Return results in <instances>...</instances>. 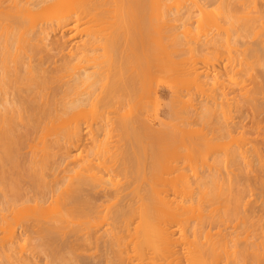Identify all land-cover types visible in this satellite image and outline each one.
Returning a JSON list of instances; mask_svg holds the SVG:
<instances>
[{"label":"bare ground","instance_id":"bare-ground-1","mask_svg":"<svg viewBox=\"0 0 264 264\" xmlns=\"http://www.w3.org/2000/svg\"><path fill=\"white\" fill-rule=\"evenodd\" d=\"M5 1L6 0H0V5L2 3L4 4ZM12 1L9 4V6L6 5V6H4V8L0 6V174H1V176H0V188H1L0 194L3 193L1 195L4 197V200L2 199V200H0V202L5 201L4 203H1V204L5 205L6 208H9L12 205V203L14 205V202H17V201H18V203L20 202V204H21V200L25 202L24 205H26L27 202H32V203L34 202V204L37 205V204H41V203L44 204L43 202H45L46 199H48L49 202L48 201L47 202L50 204V202H53V199H51V198L55 197V199H56L57 196H55V195L57 194V191L59 190V189H57L58 183L64 178L61 176L62 179L59 180L58 177H57V179L55 177L54 179L57 180L58 182L51 180L54 184H51L49 182L48 183L45 182V183H47V185H44V186H43L44 181L43 182L40 181L42 183V186L39 185L38 182L35 181L36 176L37 177L39 176V174L37 175V172H36L38 170L39 166L41 168L43 167V171H45V170L48 171L49 170L48 168H50V166H52V169H53V167H55V165L57 166L59 159L56 158L58 160L52 161L53 163L49 166L46 165V163L49 164L48 163L49 161L45 162V160H43L44 162L41 160L42 162H39V163H37V161H32V160H31L32 163L30 162V160L28 162L27 161L28 159L22 158L23 156H21L20 153L17 152V151L21 152V150L24 147V143H25L24 141L25 140H26L25 144L27 146L29 145V143L27 144V140H29V139H26V138H28L29 136L31 138V135L33 136L34 134L35 135L37 134L36 131L38 129L39 130L37 132H39L40 129H42L43 131H40L42 133H40V132L38 133V134H40V137L38 136L39 137L38 143H41L40 144L41 146L37 143L39 146H38V148H36L37 144H36V142H33L34 144L31 143V145L29 147H30V149H32L34 147L35 150L34 149L30 150L29 147H28V149H29V151H36V149H38L37 151H54V150L60 151L59 158H61L60 160H63V162L60 161L58 163V165L60 166V163L64 164V162H66V163L69 162V161L68 162L65 161L68 159V155H69L68 153L70 152L69 148L72 146H77L78 143L81 141L79 127L74 128V129L70 128L73 130H71V133L68 132V131H70V129H68L65 126L66 125L65 123L68 122L67 118L69 120L70 118L74 119V118L81 117L83 115V112H84V106H86V105L93 106V105H96L98 102H101V101L105 102V100H106V104H107L108 101L111 99H113V100L118 99L121 102L122 101L123 102H126V101L130 102V99H132V98H133L132 100H135L137 98L139 99V98H142L144 96V93H142L143 91L140 90L141 88L137 87V89H136V87H135L136 83L131 78V76L134 77L133 75L135 74V71L133 72L132 75H131V72H129V71L134 69L132 66L134 61L138 60L136 58L137 56L135 57V59H132V58H134L133 53H135V50L137 51L136 47L139 45V47H141L140 49H142V48L146 47L145 46L146 40L148 41V39H150V37L154 38L152 35L148 36L149 34L147 35V33L145 32V28H143L148 23L147 21H144V20H143L144 22L141 21L142 19H144L143 18L144 15L141 16L139 14V17L141 16L142 19H139L140 22L139 21L136 22L138 24V27L140 26L141 29L143 28L142 29L143 31L141 30V32H140L139 29L137 31V32H139L138 34L141 36V40H140L139 44H137V46H136V44H134V45L132 44V42H131L132 37L130 36L131 35L130 32H132V31H129L130 27L131 28L132 27L136 28V27L132 26L133 22L132 23L130 22L131 26L129 25L128 26L129 28H127V22H125L124 24H126V25L124 26V28L119 29V30L117 29V27H115L116 26V24H115L113 29L115 31V28H116L119 32H113L112 31V34L114 33V36H112V38H109V41L107 38L105 41L106 43L105 42L103 43L102 40L99 41L97 39V37H99V36L96 37V35H95L94 37H96V39H94L93 36H91L93 38L92 39L89 35V37H87L88 39L82 41L81 43L80 42H78V43L72 42L73 44L72 43L70 44V48H72V49H68V51H65L66 48L64 46H65L66 42L71 40L70 38H72V36L74 35V34H70L73 31L74 27H76L74 24L76 22H79L83 18L85 19L86 17H87L86 18L87 21H91V22L98 21L99 19L104 17V15L106 16V14H108L109 11L111 13L114 12L113 15H116V11H114V10H118L117 12L119 13L117 20H119L121 18L120 16H121V11H122L124 21H125V18L127 17L126 16L127 12L129 13V11L131 12L133 9H136V10L140 9V10H137L138 13L142 12L144 10H145L144 12H146V9L148 10V8H150V9L153 8L151 10H154V8H155L154 11L161 10V12H163V13L166 12V14L164 13L165 18L164 17L162 18L161 12L157 11L158 14L160 13L159 16H161L160 21H163V19H165L164 21H167L168 19H166V18L169 15V13L167 14V12H169L172 7H174L175 9L177 8V2H175V0H33V1H35L34 3H33V1H32V3L30 1V4L33 7H38L42 4H47L51 8L52 7L56 8V15H55V18L53 19L54 22L52 20H50V23H47V22L42 21V19L39 16V12L36 11L34 13H31L30 10L28 11V9H26L27 8V7H25L26 5L24 7L20 6L19 4L21 3L20 2L21 0L20 1L12 0ZM24 1L26 3L28 2V0L27 1L24 0ZM222 1H218V3L222 2ZM237 1H239V0H237ZM7 2H8V0H7ZM7 2H5V4ZM173 2H174L175 6H172ZM224 2L227 3V1H224ZM252 2H253V0H252ZM201 3H202V0H201ZM201 3L198 0H191V1H189V4H187V5H188V7H194L196 9V7H198L199 5L202 7L205 6L206 2L202 3V4ZM228 3H229V1H228ZM246 3H248V2L246 1ZM224 4L225 3H223V6H225V9L223 10V13L220 12L221 14H219V12H217L219 14V17H221V18H218L219 19L218 21H222V20L223 21H230L234 17V15H232L234 9H233V11L231 9V8H233V6L229 5V7H227L226 4L225 5ZM248 4H250V3H248ZM207 5H209V4H207ZM246 5H244V6H246ZM106 6L107 7L110 6L111 7L110 10L107 9ZM219 6H220L219 8L221 9L222 6L221 5H219ZM101 7H103V8H101ZM104 7L106 9H104ZM188 7H185V12L190 9L184 15L186 17V19H187V17H188V19H190L192 17V15H191L192 12H190L192 9L188 8ZM199 8H201V7H199ZM254 8L256 9V7H254ZM100 9L103 11L100 12L99 11ZM53 10H55V9H53ZM253 11L257 12L254 9H253ZM53 12H55V11H53ZM185 12H183V13H185ZM259 12H257V13H259ZM27 13H31V14H27ZM124 13H125V15H124ZM26 14H27V16L23 17V15H26ZM134 14H136L135 10H134ZM249 14H251V13L249 12ZM259 14L262 16L261 12ZM176 15L174 17H176ZM188 15L191 17L189 18ZM236 15H239V14H236ZM260 15L255 14L254 16L253 15L252 16H253V18H255L256 16H258V18H259ZM130 16L132 18L133 17L136 18L135 16H132V14H130ZM180 16H182V14ZM52 17H53V15H52ZM217 17H218V15H217ZM113 18H114V16H113ZM250 18L251 17H249V19H247V21L249 20V22H250ZM258 18L255 21H258L259 20ZM133 19H130V20H133ZM239 19H240V17H239ZM130 20H127V21H130ZM176 20H177V18H175V21ZM233 20H236V23L240 22V20H239V22H237L236 16H235V19L233 18ZM260 20H261V18H260ZM261 21H263V20H261ZM141 22H142V26L140 24ZM119 23H120V21H119ZM144 23H146V24H144ZM161 23H163V22H161ZM211 23H213V22H211ZM216 23L217 22H214V25ZM248 23L246 22L245 25L246 24L248 25ZM124 24L122 23V25H124ZM137 24H135V25H137ZM70 25H72V26H70ZM122 25H118V28ZM212 26L213 25L211 24V27ZM146 28H148V27H146ZM127 29H129L128 31L130 34L126 31ZM135 30H137V28ZM170 30H172V26H171ZM237 30H240V29H237ZM263 30L264 29H262V31ZM124 31L127 33H124ZM147 31H149V30H147ZM167 31H169V29ZM68 32H69V36L67 35ZM234 32H236V31H234ZM237 32H238V34L239 33L242 34L239 31H237ZM48 34L49 35L51 34L54 39L52 38L53 44H51L53 46H51L50 44L47 46H48V48L54 47L55 48L54 50H57V53H55V54L59 55V56H57L58 59L54 58V56H53L54 51L53 52L51 51L53 49L50 48V53H48L49 50H48L47 46L44 44L45 42L44 43L41 42L43 44L40 43L41 39H39V38H44V36H47ZM133 34L134 33H132V36H133ZM135 34H136V32H135ZM228 34L229 33H227V35ZM235 34L233 33V35H235ZM238 34L235 35L237 38L233 37L234 40H235V38L238 39V36L240 35V34L239 35ZM41 35H44V36L41 37ZM222 35L224 36V34H221L220 36L222 37ZM56 36L57 37L59 36V37L57 38ZM65 36H67V39L63 40L62 38ZM129 36L131 37V39ZM170 36H172V35H170ZM174 36H176V35H174ZM220 36L219 37L217 36L218 38L216 37L214 39V35H213L214 42H217L218 39L220 38ZM244 36H245V34H244ZM167 37H169V36H167ZM176 37H174V40L171 38L172 39L171 41L172 42L175 41V39H177ZM228 37H229V39H231L230 35H228L227 38ZM105 38L103 37V41ZM137 38H134L135 42L139 41V40H135ZM240 38H241V36H240ZM99 39H101V38L99 37ZM96 40L99 42L96 43ZM220 40L221 39H219V41ZM242 40H244V37ZM134 41H133V43H134ZM208 41L210 42V40H208ZM221 41H223V40H221ZM226 41H227V39H226ZM100 42H102V43H100ZM148 42L146 43V45L148 44ZM175 42L177 43V40ZM263 42H264V40H263ZM96 44L100 45V47L97 45L99 47V49L101 48V50L102 49L105 50V53H104V56L106 55L105 57H103V55L101 56V54H100V57L105 58V60L99 58V56L96 55V57H98L99 60L100 59L103 60V61L100 60L101 62H99L97 60L98 58L94 57L95 54H93L95 50H98V49H96L97 46L95 48H93V46ZM101 44H105V45H101ZM173 44H174V42H173ZM226 44L228 45V43H226ZM43 45H44V47L46 46L47 50L43 47ZM40 46L42 47V50L43 49H44V51L46 50V52L49 55L45 54L46 52H44V54H45L44 56H43V54H40V50H41ZM171 46L173 47L174 45H171ZM176 46H177V44H176ZM257 46H258V44L256 45V47ZM248 48H249V46L246 47V51L248 50ZM251 48H253V47H251ZM249 50H251V49L249 48ZM145 51H146V49H145ZM145 51L143 52L144 54L146 53ZM137 52H139V51H137ZM248 52H247V55L249 54ZM244 53L246 55V52H244ZM251 53L253 54L255 52H251ZM39 54H40V56H38ZM102 54H103V52H102ZM141 54L142 53H140V55ZM241 54H242V52H241ZM255 55L253 54V56H255ZM35 57H38V58L35 59ZM51 57L55 61L53 59H51ZM255 57H257V56H255ZM146 58H148V57L146 56L145 59ZM246 59H245V61H246ZM257 59L258 58H256V62L257 61L259 62V60H257ZM141 61H142V59H141ZM143 61H144V58H143ZM147 62L149 63V61H147ZM140 63H139V65H140ZM152 64H155V63H152ZM134 65H135V63H134ZM139 65L137 64V66H139ZM154 67L158 68L159 66H154ZM141 68H142L141 71H146L143 69L142 65H141ZM241 70H244V69H241ZM247 70L248 69H246L245 71L248 75ZM238 72H240V71H238ZM250 72H252V71H250ZM256 72L254 73V75L256 74ZM111 73H113V75ZM114 73L123 76V78L125 76L124 80L122 79L123 80L122 83H120L121 82L120 81L119 82L120 84H117L118 82L117 83L115 82L116 84H114V81L112 83L111 80L109 82V78L114 76ZM243 73H245V72H243ZM109 74H111V77L109 76ZM191 74H192V77L190 80L191 83L193 85H195V87H198L199 82H200L199 81L200 80L199 79L200 73L197 72V69H196V71L194 70L193 72H191ZM240 74H242V73L241 72L238 73L239 76H245L246 75V74H244V75H240ZM118 75L116 77H118V79H119ZM138 75H139V73H138ZM256 76L257 75H255V78H258V76L257 77ZM263 76H264V73H263ZM263 76H261V79L264 78ZM103 77H105V79H103ZM135 77H136V75H135ZM251 77L253 78L254 76H251ZM259 78H260V76H259ZM134 80H135V78H134ZM252 81L253 80H251L250 82L252 83ZM259 81H260V79H259ZM259 81H258V83H259ZM262 81H263V79H262ZM100 82H101V86H100V88H97V85L99 87L98 83H100ZM137 82H139V81H137ZM102 83H104V84H102ZM133 83H135V84H133ZM259 84H261V83H259ZM262 84L261 85L263 87L257 84L259 87L256 89H259L261 87L264 90V82H262ZM137 85H138V83H137ZM249 90H251V89H249ZM249 90H247L245 97L242 96L244 94H242V95L240 94L241 96H239L240 98L242 97L243 101L248 103V104H250L252 102L251 98H253L252 95L254 93L257 94L259 91L261 92V90H259L258 92L255 91L252 93V90L251 91H249ZM253 90H255V89L253 88ZM249 92L252 95H250ZM257 95H255V96H257ZM249 96H251V97H249ZM245 99H246V101H245ZM249 99L251 102L249 101ZM247 100H248V102H247ZM110 102H112V100ZM85 103H87V104L85 105ZM241 103H243V102L241 101ZM120 105L122 106V104H120ZM243 105H245V104H243ZM242 106L240 108H242ZM250 106H251V104H250ZM238 108H239V106H238ZM255 114H256V112H255ZM127 115L129 116L130 113H127ZM127 115H121L122 119L123 118L126 119V121L125 120H123V122L121 121L123 124H126V122L128 120H130L131 115L128 117L129 119L127 118ZM258 115H259V113H258ZM258 115L256 114V116H258ZM246 116H248V115H246ZM114 117H116V116H114ZM136 117L137 116H135L133 118V116H131V118L134 120H132V119L130 120V121H134L135 123L130 122V121H128V123H127L128 125L130 124L132 127L130 125L128 126L127 124H126L127 126L124 125V127L123 126L120 127V129H123L121 131H122L125 139L128 138V140H129V141L127 140L128 141L127 146L129 144L130 145L128 146L129 148L126 150V151H128V154L127 153H126V155H125V153H124V155L122 154L123 156L120 157V159H119L118 157L122 153L121 151H119L120 155L119 154H117L119 156L114 155V157H113L114 161L113 162H112L113 159L112 160L108 159L109 163H105V162L102 163L103 165L105 164L104 165L105 167H103L102 165H101L102 167L100 166L101 167L100 169L102 171H105L106 169H107L106 171H108L110 169L112 172H109V171L108 172L113 173V172H115L114 171L115 168H118L119 165L120 166L122 165L123 169H125V170L128 168L126 170L127 172L129 169H131V171L135 170L137 172L138 168H139V171H141V169L144 166H146L147 168L149 167V169L153 166L155 168V165L158 164L159 160L164 156L163 154L161 155L162 152L156 153L157 151L155 152L153 147L149 146L148 149L145 148L146 146L143 144V141L141 138L144 137V139L147 140V141L145 140L146 142H148V143L152 142V144H155V142L152 141V138L153 139H154V137L158 138L159 136H155V135H157V133L153 132V130H152V132H151L152 134H151L150 131L147 129L149 131V133L146 132V133H144V135H143L142 131H140V132L138 130L135 131L136 129H135V126L133 127V125L137 124V122H139V120H136ZM251 117H252V119H255V117L253 115H251L250 118ZM241 118H242V116H241ZM245 118H243V120H240V122L242 121V124L244 123V121H246ZM250 118H246V119L249 120ZM117 119L120 122V119L119 118H117ZM137 119H138V117H137ZM249 121H251V120H249ZM246 122H248V121H246ZM255 122H257V120H255ZM255 122L254 123L252 122V123L255 125ZM122 123H121V125H123ZM224 124H225L224 130H226V131L227 130L231 131L233 128L234 129L237 128L236 124H235L236 125L235 127H232L234 125L233 123H231L232 124L231 125L228 122H226V123L224 122ZM248 124L250 125V123H247L246 126H243L241 124L239 125V123H238V128H237L238 130L237 129L236 130L239 131V134L243 132L242 129H244L245 127L249 128ZM76 126L77 125H74V127H76ZM124 128L127 132L124 131ZM248 128H247V130H248ZM229 129H231V130H229ZM234 129H233V131H234ZM240 129L242 132L240 131ZM125 132L128 134V136L127 135L125 136V134H126ZM140 133H142V134H140ZM243 133H246V132H243ZM243 133H242V135H244ZM41 134H43V136H41ZM151 135H153L154 137H152ZM38 137H37V139H38ZM41 137H42V139H41ZM157 138H155V139H157ZM37 139H35V140L37 141ZM159 139H160V137H159ZM40 140H42V141H40ZM263 141H264V139H263ZM263 141H260L259 143H254L253 141H252L253 143H249V141L248 142L246 141L247 143L243 142L242 143L243 148H242V146H239L242 144H239V145L237 144V146L240 148V151L244 152L246 150V149L243 150L244 148H246L245 144L249 143L247 145L248 149H247V151H245V153L248 155L246 157H244L245 153H243L244 155H242V156L240 154L242 160H244V158L246 160H248L247 165H246L247 162L245 160H244L245 162L242 161L243 166L240 164L241 169L239 171H240V174L242 176L241 179H243L244 182L242 181V183H241L240 182L241 179H240L239 180L240 183L237 182L235 186L231 185L232 182L231 183L229 182V185L227 187L225 184V187H224L225 190H223V188H221V190H219L220 193L218 192V194H217L218 195L217 197L219 199L218 198L216 199V197H215V201H212V199H211L212 202L210 200L208 201V197L206 199L203 198L202 201H200L201 199H199V200H196L195 202H193V200H190V199L189 200L188 199H185V200L184 199H181V200L176 199L175 200V199L168 198V196H170V195L174 196V198H175L177 196V190L178 191L180 190V192L183 194L187 193L188 195H191V189H190L191 185H189V183H187V181L183 180L184 177L182 178L181 183L179 184V187H177V151H169L170 153L169 152H167V153H168V155H171L172 159H174L175 164L171 165V167H170L171 170H170V172H168V174L169 173H171V174L165 178L166 183H163V187L166 188V189H164V188L162 189V190H164V193H163L164 196L163 197L160 194L161 189L159 191L157 190L158 192H156L155 188H153L155 186H153L150 182H149V185H147L148 184L147 183L146 186H143V187L138 185L137 183H135L136 185L134 187H132L134 184L129 182L130 180L129 181L125 180V182L127 181L128 185H130V184L132 185V186L130 185V187H132V191H130L131 190L130 189L129 190L130 192L129 191L127 192L126 190L129 189L127 183H124L123 185L117 184L116 186H118L119 188L116 186H113V185H108V187L113 186L112 187L113 189H111L110 187L108 188L105 184L102 185V183L106 182L107 180L104 181V178L97 176L96 174L95 175L98 178L95 177L93 179H85V178L83 179L82 178L83 176H81L79 178L80 175L78 174L79 176H76L78 178L74 177V179H76L75 181H73L74 183H71V181H70V183H71L70 186L67 185V187L65 186L66 188L64 187L65 188L64 191H66V193L69 191L67 193L68 196L66 194V198H65L66 201L62 200L64 203L65 202L67 203V204H64V206L66 205L65 209H64V207H62L65 212L64 211L63 212L61 211L62 213L56 212L57 214L52 216V217H49V215H48L49 218L46 217L48 219V220L46 219V221L44 219L45 218V216H44V218H43L44 221L43 220L39 221L40 220L39 217H41L42 215L39 216L40 215L39 214L38 215L39 217L38 218L36 217L38 214L37 211H39L36 205H35L36 206V208H35L34 204H32V203L30 205L27 204L28 206H30V207L27 206V209L24 208L22 205L21 209L23 207V210H25V212H26L25 217L27 216L26 218H31V220H33V223H32L33 225L30 224L29 226H34L33 230H34V228H36L37 232L42 233V234L38 233L39 234L38 242L40 240V236L43 235V233H44V235L46 234V236H43L42 237L43 239H41V240H43V242H41V240H40V244L42 243L41 245L45 248V249H43V251L46 250V252H44L45 255L48 256V258L49 257L52 259L55 258V260L60 259L59 262L60 261L62 262L65 259L66 262L64 264H66L69 261H71L69 264H87L88 262H90L91 259H92V261H93V259H96L97 258L96 255H101L100 254L101 252L104 255V256H101V257H103L102 258L103 262L101 264H129V263L131 264V262L134 260L138 262L137 264H264V201L261 200L262 196L261 197L259 196L260 191L264 190V173H263L264 170L260 169V166L262 167L263 164L262 165L258 164V163H261L260 160L261 161L263 160L262 159L263 157L261 158V156L263 154L260 155V151H264V144H263L264 142ZM22 144H23V146H22ZM34 145H36V146H34ZM131 145H132V147H131L132 152L129 151V150H131L130 149ZM21 146H22V149L20 148ZM127 146H126V148H127ZM152 150H154V151H152ZM236 150H239V149L236 148ZM137 151H142V153L141 152L139 153ZM249 151L252 152V154H251L252 156L249 154L250 153ZM163 153H165V151H163ZM21 154H22V152H21ZM44 154L45 153H42V155H44ZM228 154H230V153L228 152ZM232 155H236V153H234ZM248 156H249V159L247 158ZM20 157H21V159H19ZM52 157H54V156L52 155ZM115 157L118 159H115ZM40 158L42 159V157H40ZM69 158H70V156H69ZM109 158H112V157H109ZM230 158L229 159L232 160L231 156H230ZM35 159H36V157H35ZM250 160H251V162H253V165H256V164L259 165V168H258L259 171H257V167H255L253 169L254 166H252L253 171L250 169L252 172H254V175L257 172H261V174H263V175H259L260 174L259 173V174H256V176L259 175L257 177L255 176L256 178L253 176V173L249 170V168L251 167L250 165H252ZM20 161H21V163H19ZM22 161H23V165L20 166V164H22ZM39 161H40V159H39ZM110 161L112 162L111 164H110ZM24 162L29 163V164L25 163L26 165L24 166ZM33 162H35V164H33ZM106 162H108V161H106ZM144 162L146 165L144 164ZM30 163H31L30 168H32V170L27 169L29 167ZM40 163H42V164H40ZM23 166L27 167V168H24ZM35 166H38V168H36ZM80 166H83V165L80 164ZM58 167H56V168L58 169ZM67 167H70V165L68 166V164H67ZM10 168H12V170ZM52 169H50V170L53 171ZM69 169H71V167ZM81 169H79V170H81ZM120 169H121V167H120ZM143 169H146V168H143ZM143 169H142V171H143ZM165 169L166 168L164 167L162 171L167 172ZM10 170H11V174H12V171L14 172L13 173V175L15 174L14 177H11L12 175L10 174ZM64 170H66V169H64ZM254 170L257 172H255ZM23 171H25V172L27 171V173H28V174L26 173L27 176H26L25 172L23 173ZM29 171H32V173ZM86 171H88V170H86ZM154 171H155V169H154ZM248 171H250L252 174H249ZM67 172H68V168H67ZM98 172H100V170ZM116 172H117V169H116ZM102 173H105V172H102ZM129 173H130V171H129ZM63 174L65 175V173H63ZM139 174H140V172L137 174L138 176L136 174H133L134 176L136 175L135 180L139 176L143 177L142 174L141 175H139ZM151 174H153V172ZM155 174H156V172H155ZM23 175H24V177H22ZM29 175H30V178H29ZM81 175H83V174H81ZM133 175H131V176L133 177ZM148 175L150 176V172L148 173ZM236 175L238 176V174H235V176ZM230 176H232V175L230 174ZM26 177H27V181L29 180L30 183H28L26 181L28 183L27 185L29 187L24 188V185L21 186L20 184L23 183V180L24 181L26 180L25 179ZM234 177H233V180L235 179ZM72 178H73V176H72ZM72 178H71V180H74ZM157 178L161 180V176H159ZM38 179L41 180L42 176H41V178H38ZM250 180H251V182L253 181V184L255 183L254 184L255 186L250 182ZM19 181H20V184H19ZM133 181H134V179H133ZM211 181H212V179H211ZM235 181H236V179H235ZM237 181H238V179H237ZM33 182L35 184H33ZM146 182H147V179H146ZM201 182L204 184V181H201ZM205 182H206V180H205ZM212 182H215V181H212ZM61 183H62V181H61ZM63 183L66 184V182H64V181H63ZM107 183H109V182H107ZM144 183H145V181L142 182L143 185H144ZM226 183H228V182H226ZM56 184H57V187H56ZM220 184H221V186L224 185L223 183H220ZM27 185H25V186H27ZM125 185L128 188L125 190L128 194H126L125 191H123V194H122V190L120 189L121 186L123 189V186H125ZM211 185H213V184L211 183ZM262 185H263V187L261 188ZM102 186H105V187H102ZM160 186H162L161 183H160ZM214 186H211L209 188V190L208 189L207 190L210 191V189L213 188ZM256 186H258L257 190L255 189ZM205 187H206V185H205ZM215 187L213 188V190H211L212 192L214 190H217L218 187L216 189H215ZM106 188H108V189H106ZM259 188L261 190L258 192ZM251 189H252V191H251ZM254 189L256 190L255 192H254ZM1 190H2V192H1ZM207 190H206V192H207ZM247 192L249 194H247ZM200 193H201V190H200ZM245 193L247 194V196H244ZM159 194L161 195V197L159 196ZM202 194H203V196H205L204 195L205 192ZM209 194L210 193H208V195ZM212 194H213V196H212ZM212 194L210 195V198H211V196L213 198L216 195L215 192H213ZM30 195H32V196H30ZM155 195L159 196L161 199H158L157 197H155ZM208 195H206V196H208ZM248 195L250 196V198L252 200H250V201L244 200L243 201V199H244L243 197H245V199H250L248 197ZM262 195H264V193ZM118 196H120V197H118ZM257 196L260 197L261 202ZM64 197H63V199H64ZM60 198H59V200H60ZM109 198H111V200H109ZM112 198H114V199H112ZM49 199H51L52 201H50ZM101 199H102V201H104L103 205L98 204V200L100 201ZM256 199H258V201ZM263 199H264V196H263ZM216 200H218V201H216ZM11 201H12V203H11ZM56 201L57 200H55V202ZM102 201H100V202H102ZM203 201H205V202H203ZM243 202H245V203L247 202L248 204L247 203L244 204ZM258 202H259V204H258ZM42 204H41V206H43ZM56 204L58 206V201L56 202ZM61 204H63V203H61ZM255 204H257V205L255 206ZM31 205H33V207H31ZM47 205H46V207H47ZM5 206H3L4 209H5ZM30 208H32V209H30ZM33 208L35 209L36 212L33 210ZM43 208H42V210H44ZM49 208H50V206H49ZM13 209H14V207H13ZM11 210H12V208H11ZM101 210L104 213H102ZM2 211H6V209L2 210ZM7 211L9 212L8 209H7ZM29 211L31 213H33V211H34L36 216L31 214ZM48 211H49V209H48ZM99 211H101V212H99ZM5 213L7 214V212H4V214H3L4 217L6 215ZM50 213H51V211H50ZM97 213H102V214H100L102 216V218L109 220V223H106V227H107L106 229H103L101 231V230H99V227L102 224L98 225V223L96 224V223H94V221L93 222L89 221L92 224L87 225L89 223V222H87L86 223L87 226L81 227V229H78V227L76 229H73L74 227L73 228L71 227V229H73V230L69 231V228H68V229H66V231L68 230L67 232L62 231L63 225L67 224V223L69 224V222H67L69 220L68 219L69 217H72V218H76V217L79 218L80 217L81 218L83 216V218H84L87 215L88 216L90 215L89 217H91V215H92L94 217V218L92 217V219H95V218H97V217H95V215ZM12 214H14V212ZM30 214L33 217L29 216ZM9 215L10 214H8V216ZM89 217H86V218H89ZM10 218H11V216L9 217V219ZM33 218H35V219H33ZM6 220H7V216H6ZM12 220H13V222H15V219H12ZM29 220L27 219V221H29ZM34 221H38V222H34ZM105 221H104V223H105ZM2 222L0 221V224H2ZM4 222L6 223L7 221L4 220ZM13 222H11V223L13 224ZM63 222H64V224H62ZM99 222L101 223V221H99ZM5 223L3 226L4 227L7 226V229L5 228L6 230L5 229L4 230L9 232L8 226H10L11 224L9 223L10 225H8V224L5 225ZM58 223L61 224V226ZM14 225H16V224L14 223ZM25 225H23V226H25ZM29 226L28 227L25 226V228L24 227L23 228L28 230ZM58 226L60 228L62 227L60 231H59L60 228ZM67 226H69V225H67ZM10 228H11V226H10ZM65 228H67V227H65ZM100 228H104V227H100ZM30 229H32V228H30ZM12 230H11V232H12ZM61 231H62V233H61ZM99 231H101V233ZM11 232H10V234H11ZM57 232H59L60 234ZM54 235L57 237H54ZM11 236H13V235H11ZM16 237H17V239L21 240L20 237L19 238H18V236H16ZM37 237H38V235H37ZM11 238H13V237H10V239ZM14 239H15V237H14ZM14 239H12V240H14ZM8 241L10 243V240H8ZM17 243H18V240H17ZM40 244H38V245H40ZM18 245L20 246L21 244L18 243ZM92 245L96 249L100 248L99 246L101 245V248L102 247L104 248V253L101 250L100 253L97 252L98 254H96L94 252L95 256H94V254H92V255L90 254L91 256L89 254L87 255L86 254V252H88L87 249H89L90 246L92 247ZM19 246H17V247H19ZM0 247L2 248V250H5V249H3L4 246L3 247L0 246ZM10 247L12 248V245H10ZM39 247H41V246H39ZM177 247L180 249L179 250L180 252L178 251ZM1 248H0V250H1ZM92 249H94V248L92 247ZM40 250H42V249H40ZM6 252L3 253L4 256H6L5 254H7V255L9 254ZM83 252L85 254H83ZM1 253L2 252H0V254ZM10 253L11 254H9V255H12V252H10ZM130 253H131V255H130ZM62 255H63V257H62ZM8 256H6V257H8ZM93 256L96 258H94ZM0 257H1V255H0ZM14 257L16 258L15 255H14ZM28 258L27 259L26 258L25 259L20 258V260H18V261L16 259V262H17V264L18 263L19 264H23V263L28 264V261H27V263L25 262V260L30 259V258L29 259ZM9 259H7V261L5 260V263L8 262ZM68 259H69V261H68ZM146 259H147V261L148 260L149 261L147 263H143V261ZM55 260H54V262H55ZM182 260H183V262H182ZM3 261H2V263H3ZM51 262H53V261H51ZM57 262H56V264H59ZM92 263L95 264L96 262L94 263V261H93ZM60 264H63V263H60ZM97 264H98V261H97Z\"/></svg>","mask_w":264,"mask_h":264},{"label":"rangeland","instance_id":"rangeland-1","mask_svg":"<svg viewBox=\"0 0 264 264\" xmlns=\"http://www.w3.org/2000/svg\"><path fill=\"white\" fill-rule=\"evenodd\" d=\"M11 1L12 0H10V1L8 0V2H9L8 3L6 0L5 2H7V3L5 4V2H4V4L2 3L0 6L3 8L6 5L9 6ZM17 1H20V0H17ZM30 1L32 3L33 0H28L27 3L24 0H21L20 1L21 3L19 5L22 7H24L26 5L25 6V7H27L26 9H28V11L30 10L31 13H34L36 11L39 12V16L42 19V21H44V22L50 23V20L53 21V19L55 18V15H56V8L55 7L51 8L47 4H42L38 7H33L30 4ZM189 1H191V0H177V1L175 0V2H177V8L175 9L174 7H172L171 10L169 12H167V14L169 13V15L166 18V19H168L167 21H164L165 19H163V21H160L161 16H159L160 13L158 14L157 11L161 12V10L154 11L155 8H154V10H151L153 8H151V9L148 8V10L146 9V12H144L145 10L144 11L141 10L142 12L138 13L137 10H140V9H137V10L133 9L132 10L133 12L129 11V13L132 14V16L136 17V18L133 17L134 19L127 12V15H126L127 17L125 16L126 17L125 21H124V17H123V12L121 11V16H120L122 19L120 18L119 20H117L119 13L117 12L118 10H114V11H116V15H113L114 12L111 13L109 11L110 13L108 12V14H106V16L104 15V17H102L98 21H95V22L87 21V19H86L87 17H86L85 19L83 18L79 22H76L74 24L76 27H74V29L72 31L73 33L72 32L70 33V34H74V35L72 36V38H70L71 40L66 42V44L64 46L66 48L65 51H68V49H72V48H70V44L72 42L73 43H75V42L81 43L82 41L88 39L87 37H89V35H90V37L93 36L94 39H96V37L99 36L101 39H99V37H97V39L99 41L102 40L103 43L106 41L107 38L109 41V38H112V36H114V33L112 34V31L113 32H119L118 30L124 28V26L126 25V24H124L125 22H127V28H129L128 27L129 25L131 26L132 22H133L132 26H135L137 28V30H135L136 28L130 27L129 28L130 30L129 29L126 30L128 33H129V31H132V32H130L131 33L130 36L132 37L131 42L133 45L136 44V46H137V44H139V42L141 40V36L138 34L139 32H137L138 29L141 32V30L143 28H145V32L147 33V35L149 34L148 36L152 35L154 37V38L150 37V39H148L149 42L146 40V42H145L146 47H144L142 49H140L141 47H139V45L136 47L137 51H139V52H137L135 50L136 54L133 53L134 58H132V59H135V57L137 56L136 58L138 60H135V61L133 60L135 65L133 63L132 66L134 69L129 71V72H131V75L135 71V74L133 75L134 77L131 76L133 81L136 83V84L135 83H133V84L136 85L135 86L136 89H137V87L141 88L140 90L143 91L142 93H144V96L142 98H139V99L137 98L135 100H132L133 99L132 98V99H130V102L126 101L127 103L123 102V101L121 102L118 99H114L115 101L113 99H111L112 102H110L111 100H109L107 104H106V100H105V102L101 101V102H98L99 104L97 103L96 105H93V106H88V105H86L87 103H85L86 106H84L83 115L79 118H74V119L70 118L69 120L67 118L68 122L65 123L66 124L65 126L68 129H70V128L74 129V128L79 127L81 141L78 143L77 146H72L69 148V150H70V152L68 153L69 154L68 155L69 160L68 159L65 160V161H67V162L69 161V162L68 163L64 162V164L60 163V166L58 165V163L60 161L63 162V160H60L61 158H59L60 151H55V150L54 151H37L38 149H36V151H29V149H30L29 146L31 145V143L32 144H34L33 142H36V144L38 143L39 137H40V134H38V133L40 131H43L42 129H40V131L37 132L39 130L38 129L36 131L37 134L36 135L34 134L33 136L31 135V138H30V136L28 138H26V139H29V140H27V144L29 143V145L27 146L25 144L26 143V140H25L24 141L25 142L24 143L25 148L23 147L24 150L22 149L23 144L20 147L23 150L22 151L20 149L22 154L20 151H17V152L20 153L21 156H23L22 158L28 159L27 160L28 162L30 160L31 163H32V161H37V163H39V162H42L43 160H45V162L49 161L48 162L49 164L46 163V165L49 166L53 163L52 161L59 159L57 166L55 165V167H53V169H52V166H50V168H48L49 169L48 171H46V170L43 171V167L41 168L39 166V168H38V166H35L36 168H38V170L36 171L37 175L39 174L38 177L36 176L35 181L38 182V184L41 186H42L41 182L44 181L43 182V186H44V185H47L48 182L51 184H54L51 180L58 182L57 180L54 179L55 177H56V179L58 177L59 180H61L62 177H64L63 178L64 180L62 179L61 180L62 183H61V181L58 183L57 189H59V190L57 191V194L55 195L57 197H56V199H55V197L51 198V199H53V202H50L51 205L48 203L49 202L48 199H46L45 202L42 201L44 203V204L41 203L43 206H41V204L36 205V204H34V202L33 203L27 202L26 205H24L25 202L21 200V204H20V202L18 203V201L14 202L15 206L13 205V203L11 201L12 205L9 208H6L5 205L1 204V203H4L5 201L0 202V205L2 206V207L0 206V208L2 210L6 209V211H2L0 209L1 210L0 211V221L1 222L2 221L4 222V220L7 221L8 223L4 222L5 225L11 224L10 225L11 228H10V226H8L9 232L5 231L7 229V226L4 227L3 222H2V224H0V226H1L0 227V230H1L0 231V242H1L0 246H2V247L4 246L3 249H5V250H2V248L0 247L2 250V251L0 250V252H2L0 254L1 255L0 264H9V263L10 264H15V263L17 264L16 259L18 261V260H20V258L21 259H25V258L27 259L28 257L30 259L28 258L29 260H25L26 263L28 261V264H56L57 261H58L57 263H59V264L60 263L64 264L66 262L65 259L62 262L61 261L59 262L60 259L55 260V258L52 259L49 257L51 259L50 260L48 258V256L45 255L44 252H46V250L43 251V249H45V248L41 245L42 243L40 244V240L43 239L42 237L46 236V234L44 235V233H43V235L40 236V240L38 242L39 234L41 232L40 233L37 232L36 228H34V230H33L34 226H29L30 224L33 225L32 224L33 220H31V218H26L27 216L25 217L26 212H25V210H23V207L27 209V206L30 205L31 203L34 204L35 208L37 206L38 210L40 211V212L37 211V213H38V214L36 213L37 216L35 215L36 211L34 208H33V210L35 212L34 211H33V213H31L30 211L29 212L31 214H33L34 216H36L37 218L42 215L43 217L42 216L39 217V219H40L39 221H42L44 216H45L44 219L46 221L47 218L56 215L57 214L56 212H61V211L63 212L65 209V206H66V205L64 206V204H67L66 202L64 203L63 201L64 200L66 201V199H65L66 194L69 192L68 191L66 193V191H64V190L67 187V185L70 186L71 183H74L73 181L76 180V179H74V177H76V176L80 175L79 178L81 176H83L82 177L83 179L84 178L85 179H93L96 177V175L100 176V177L104 178V181L107 180L106 182L102 183V185L105 184L107 187H108V185H113V186H116L117 184L123 185L124 183H127V181H129V180H130L129 182L134 184L133 186L130 184L132 187H134L136 185L135 183H137L138 185L143 187V186H146L147 183H148L147 185H149V182H150L153 186H155L153 188H155L156 192H158L161 189L160 194L163 197L164 196V194H163L164 190H162V189L163 188L166 189L165 187H163V183H166L165 178L171 174V173L168 174V172H170V170H171L170 169L171 165L175 164L174 159H172L171 155H168L167 152L177 151V187H179V184L181 183V180L184 177L183 180L187 181V183H189V185H191L190 186L191 195H188L187 193L183 194L180 192V190L179 191L177 190V196L175 198H174V196H172L170 194H169L170 196H168V198L175 199V200L176 199L177 200H181V199H184V200L188 199L189 200L190 199V200H193V202H195L196 200H199V199H201L200 201H202L203 198L206 199L208 197V201L209 200L211 201V199H212V201H215V197H216V199L218 198L217 194H218L219 190H221V188H223V190H225L224 189L225 184L227 187L229 185V182L230 183L232 182L231 183L232 186H235L237 182L242 183L243 179H241L242 176H241L240 171H239L241 169L240 164L242 165L243 162H245V161L247 162L248 160H246L245 158H244L245 161L242 160L241 156L244 155L243 153H245V151H247V149H248L247 145L249 143H253V142L259 143L260 141H263V139H264L263 138L264 137V90L261 87H260L261 89L260 88L256 89L259 87L258 85L262 86L263 85L262 82H264V78H262L263 81L261 79V76H263V73H264V53H263L264 52V50H263L264 49V46H263L264 45L263 44L264 43L263 42L264 30L262 31V29H264V0H253V2H252V0H250V1L249 0H241V1L240 0L239 1H237V0H223V1L222 0H202V3L206 2L205 6L202 7L199 5L198 7H196V9L194 7H188L187 4H189ZM198 1H200V3H201V0H198ZM218 1H222V2H220L221 4L218 3ZM224 1H227V3ZM228 1H229V3H228ZM246 1L250 4L246 3ZM34 2L35 1H33V3ZM217 3L222 6L221 9L219 8L220 6ZM223 3H225L227 7H229V5L233 6V8H231L232 11L234 9L233 14H232V15H234L233 18L235 19V16H236L237 22H239V20H240L239 23H236V20H233V18L230 21H223V20L218 21L219 20L218 18H221V17H219V14H221L220 12L223 13V10L225 9V6H223ZM207 4H209V5H207ZM244 5H246V6H244ZM172 6H175L174 2H173ZM253 6L256 7V9ZM108 7L106 6V8L110 10L111 7L110 6H108ZM185 7L192 9L190 11V12H192V14H191L192 17L188 15L189 18L191 17L190 19H188V17L186 19V17L184 16L186 14V12H188L190 10V9L188 10L186 8L188 11L185 12ZM199 7H201V8H199ZM101 8H103V7H101ZM106 8L104 7V9H106ZM53 9H55V10H53ZM253 9L257 12L260 11L262 13V16L259 14L260 12L259 13L254 12ZM134 10H135L136 14H134ZM53 11H55V12H53ZM99 11L102 12L103 10L100 9ZM183 12H185V13H183ZM217 12H219V14ZM249 12L251 14H249ZM31 13H27V14H31ZM164 13L166 14V12H164ZM164 13L161 12L162 18L163 17L165 18ZM254 13L256 15H260L261 17L259 16V18H258V16H256L255 18H253V16L255 15ZM27 14L23 15V17H26ZM139 14L141 16L144 15V17H143L144 19H142L141 16L139 17ZM181 14H182V16H180ZM216 14L218 15V17ZM236 14H239V15H236ZM52 15H53V17H52ZM124 15H125V13H124ZM175 15H176V17H174ZM113 16H114V18H113ZM238 16L240 17V19ZM249 17H251L250 22H249V20L247 21V19H249ZM175 18H177L176 21H175ZM257 18L259 20L261 18V20H263V21H261V20L255 21V20H257ZM126 19L127 20L133 19V20L127 21ZM139 19H142L141 21L144 20V21L148 22L147 25H145V26L143 25L144 27L142 29L140 26L138 27V24L136 23L137 21L140 22ZM119 21L121 24L119 23ZM245 21L247 23L249 22L248 25L247 24L245 25V23H246ZM161 22H163V23H161ZM211 22H213V23H211ZM214 22H217V23L214 25ZM122 23L124 25H122ZM210 23L213 25L212 27H211ZM115 24H116V26H115ZM135 24H137V25H135ZM140 24L142 26V22ZM144 24H146V23H144ZM118 25H122V26H120L118 28ZM168 25L172 26V30H170L171 26L169 27ZM70 26H72V25H70ZM114 26L117 27L118 30L115 28V31H114V29H113ZM146 27H148V28H146ZM168 29H169V31H167ZM237 29H240L241 31L237 30ZM147 30H149V31H147ZM234 31H236V32H234ZM237 31L241 32L242 34L239 33L240 34L239 35ZM127 32L124 31V33H127ZM135 32H136V34H135ZM232 32L234 34L236 33L239 35L238 39H236L237 38L235 36L236 34L233 35ZM132 33H134L133 36H132ZM227 33H229L228 35L231 36L230 37L231 39H229V37L227 38V36H228ZM221 34H224V36L222 35V37H221L220 36ZM244 34H245V36H244ZM67 35L69 36V32L67 33ZM95 35H96V37H94ZM170 35H172V36H170ZM174 35H176L177 37ZM213 35H214V39L217 36L218 37L220 36L219 39H221L223 41L220 40L221 41L220 42L218 39L217 42H214ZM43 36L44 35H41V37H43ZM167 36H169V37H167ZM240 36H241V38H240ZM103 37L104 38L106 37L104 39V41H103ZM131 37H130V39H131ZM133 37L134 38L138 37L135 40H139V41L135 42ZM174 37L177 38V39H175V41L177 40V43L175 41H173L174 42V44H173V42L171 40L172 39L174 40ZM233 37H236L235 40ZM243 37H244V40H242ZM52 38H53L52 35L48 34L47 36H44V38H39V39H41L40 43L45 42L44 44L47 46L49 44L50 45L53 44L52 40L54 38L53 39ZM62 39L63 40L67 39V36L63 37ZM226 39H227V41H226ZM208 40H210V42ZM99 41L96 40V43ZM133 41H134V43H133ZM234 41L235 42L237 41V42L235 43ZM102 42H100V43H102ZM147 42H148V44L146 45ZM43 43H41V44H43ZM226 43H228V45ZM98 44L94 45L93 48H95ZM176 44H177V46H176ZM257 44L259 47L258 46L256 47ZM101 45H105V44H101ZM171 45H174V46L172 47ZM46 46L44 47V45H43V47L45 49H46ZM51 46H53V45H51ZM98 46L100 47V45H98ZM98 46L96 48L98 50H95L96 52L94 51L93 54H95V56L94 55L93 56L96 57V55H98L99 58L105 60V58H103L106 56V55L104 56L105 50L102 49L103 50L102 51L101 48L99 49ZM247 46H249V48L252 51L249 50V48L246 51ZM251 47H253V48H251ZM47 48H48V46H47ZM50 48L53 49V50H51L52 52L54 51L53 52L54 55L52 54L54 56V58L58 59L57 56H59V55L55 54V53H57V50H54L55 49L54 47L53 48L49 47L48 53H50ZM145 49H146V51H145ZM46 50L45 51H44V49L42 50V47H41L40 54H43V56L45 54L49 55L46 52ZM144 51L146 52L145 53L146 55L143 53ZM44 52H46V53L44 54ZM102 52H103V54H102ZM241 52H242V54H241ZM244 52H246V55ZM247 52L249 53L248 55H247ZM251 52H255L253 54L254 55L256 54L255 56H257V57L253 56V54ZM140 53H142V54L140 55ZM40 54L38 56H40ZM100 54H101V56L103 55V57H100ZM146 56L148 58L145 59ZM36 58H38V57H35V59ZM96 58H98V57H96ZM99 58L97 59L99 62L103 61L101 59H100L101 60L100 61ZM143 58H144V61H143ZM256 58H258L257 60H259V62L258 61L256 62ZM51 59H53V58L51 57ZM141 59H142V61H141ZM245 59H246V61L248 60L250 63L248 61L246 62ZM147 61H149V63ZM138 62L139 63L141 62L140 65ZM152 63H155V64H152ZM137 64L139 66H137ZM141 65H142L143 69L146 71H141L142 70ZM154 66H159V67L157 68ZM245 68L248 69L247 70L248 75L245 71L246 70ZM196 69H197V72L200 73V75H199L200 80L199 81L202 83L201 84L199 82L198 87H195V85H193L190 81L191 77H192L191 72H193L194 70L196 71ZM241 69H244V70H241ZM238 71H240L242 73L240 75H244V74H246V75L245 76H239L238 73H240V72H238ZM250 71H252V72H250ZM137 72L139 73V75ZM243 72H245V73H243ZM255 72H256L255 75H257L258 78L260 76V78H259L260 81L258 78H255V75H254ZM111 74L113 75V73H111ZM111 74H109L110 77H111ZM117 75L118 74L114 73V76L109 78V82L111 80L112 83L114 81V84H116L117 82H118L117 84L122 83L125 76L123 78V76L118 75L119 79H120L119 80L118 77H116ZM135 75H136V77H135ZM251 76H254V77L252 78ZM134 78H135V80H134ZM103 79H105V77H103ZM249 80L250 81L253 80L252 83ZM137 81H139V82H137ZM258 81L262 85L259 84ZM137 83H138V85H137ZM98 84H99V87L97 85V88H100L101 82ZM102 84H104V83H102ZM253 88L255 90H253ZM249 89L252 90V93L255 91L258 92L259 90H261V92L259 91L257 93L258 95L255 93L252 95L249 92L250 95L253 96V98H251V101L254 104L249 99V101L251 102V103L249 102L251 104V106H250V104L244 102L242 97L241 98L239 97L242 94H244L242 96L245 97V94L247 93V90H249ZM251 90H249V91H251ZM255 95H257V96H255ZM249 97H251V96H249ZM241 101L243 103H241ZM245 101H246V99H245ZM247 102H248V100H247ZM120 104H122V106ZM243 104H245V105H243ZM238 106H239V108H238ZM241 106H242V108H240ZM254 111L256 112L257 115L259 113V115L256 116ZM127 113H130V115L133 116V118L135 116L138 117V119L136 117V120H139V122L136 121L137 124L133 125L131 123L133 125V127L135 126V129H136L135 131H137V130L139 132L142 131L143 135H144V133H146V132L149 133V131L151 133L153 130V132L157 133V135H155V136L160 137V139H159V137L157 138V137H154L153 135H151L152 137H154V139L152 138V141L155 142V144H152V142L151 143L146 142L147 140L144 139V137L141 138L143 141V144L146 146L145 148L148 149L149 146L153 147L155 152L157 151L156 153L162 152L161 155L162 154L164 155L159 160L158 164L155 165V168L153 166V167H151L152 169L151 168L149 169V167L147 168L146 166H144L143 168H146V169L142 168L143 171H142V169H141V171H139V168H138V171L140 172L139 175L142 174L143 177L139 176L138 178H136L137 181L135 180V176L139 172L138 171L136 172L135 170L131 171V169H129L127 172L126 170L128 168L125 170V169H123L122 165L121 166L119 165L121 167V169L118 166V168L120 170L118 168H115V170H114L115 172H113V173H109V172H112L110 169L108 170L109 172L106 171L107 169L106 170L104 169L105 171H102L100 169L102 166L105 167L104 166L105 164L103 165L102 163H104V162L109 163L108 159H111V160L113 159L112 160V162H113L114 161V158H113L114 155H116V156L120 155L119 151L122 152L121 155L118 157L119 159H120V157H122L124 155V153H125V155H126V153L128 154V151H126V150L129 148L128 146L130 145L129 144L127 146V143L129 140H128V138L125 139V137L121 131L123 129H120L121 126H123V127H124V125L127 126L128 121H130L132 119L131 116L129 115L130 120H128L129 116L127 115ZM121 115H127V118H128L127 119L128 121L126 122L127 125L122 123L123 120L126 121V119H124V118L122 119ZM246 115H248V116H246ZM249 115L250 116L253 115L255 117V119H252V117L250 118ZM114 116H116L119 119L121 118L120 122ZM241 116H242V118H241ZM245 117L250 118L249 120H251V121L253 120L252 121L253 123L255 122V120H257V122H255L256 126L251 121L246 119ZM243 118H245V120L248 122L244 121V123L242 124V121L240 122V120H243ZM132 120H134V119H132ZM130 122L135 123L134 121H130ZM224 122L225 123L228 122L230 124L233 123L234 125L232 127H235L237 125V128H238V123H239V125L241 124L243 126H246L247 123H250V125L251 124L252 125L250 126L248 124L249 128L245 127L246 129L245 128L242 129L243 132H246V133H243L240 129V131L244 134V135H242V133L239 134V131H237L238 130L237 128H236L237 130L233 128L234 131L232 128H231L232 130L229 129L231 131L224 130V125H225ZM121 123L123 125H121ZM74 125H77V126L74 127ZM247 128H248V130H247ZM73 129H70V131H68V132L71 133V130H73ZM124 131H126L125 128H124ZM40 133H42V132H40ZM43 134H41V136H43ZM140 134H142V133H140ZM126 135L128 136L127 133L125 134V136ZM37 137H38V139H37ZM155 138H157V139H155ZM35 139H37V141ZM41 139H42V137H41ZM244 139L247 142L249 141V143L245 144L247 142ZM40 141H42V140H40ZM243 142H245L244 144L246 146V148H244L243 150H245V149L246 150L244 152L243 151L241 152L240 148L237 146V144L239 145V144H242ZM38 144L40 145L41 143H38ZM38 144H37L36 148H38V146H39ZM34 146H36V145H34ZM126 146H127V148H126ZM239 146H242V148H243V144L239 145ZM28 147H29V149H28ZM131 147H132V145L130 146V149H131ZM236 148L239 150H236ZM33 149H34V147L30 150H33ZM154 150H152V151H154ZM129 151L132 152V149ZM163 151H165V153H163ZM137 152L142 153V151H137ZM228 152L231 155L228 154ZM42 153H45V154L42 155ZM234 153H236V155H232ZM117 154H119V155H117ZM240 154H241V156H240ZM249 154L251 155L252 152H250ZM52 155L54 157H52ZM229 155L232 157L233 161L230 160L231 158ZM247 155L248 154L245 153L244 157H246ZM260 155H262L261 158L263 157L262 158L263 162L260 160L261 163H258V164H261V165L263 164L262 167L260 166V169L264 170V167H263L264 166V151H260ZM69 156H70V158H69ZM35 157H36V159H35ZM40 157H42V159ZM109 157H112V158H109ZM56 158H58V159H56ZM118 158L115 157V159H118ZM247 158L249 159V156ZM19 159H21V157ZM39 159H40V161H39ZM235 159L236 160L238 159V160L236 161ZM23 161H22V164H20V166L23 165ZM106 161H108V162H106ZM112 162L110 161V164ZM250 162H251V160H250ZM19 163H21V161ZM25 163L26 162H24V166L26 164H29V163H26V164ZM31 163H30L28 168L24 167V166L23 167L32 170V168H30ZM251 163H252V165H250L251 167L249 168V170L251 169L253 171V169L255 167H257V171H259L258 170L259 165H257V164L253 165V162H251ZM33 164H35V162H33ZM40 164H42V163H40ZM67 164H68V166L70 165L72 170L69 169L70 167H67ZM80 164L83 165L84 167L80 166ZM144 164H145V162H144ZM247 164H248V162L246 163V165ZM252 166H254L253 169H252ZM56 167H58V169ZM164 167L166 168L165 170L167 172L162 171ZM67 168H68V172H67ZM10 169L12 170V168H10ZM50 169H52L53 171H51ZM62 169L63 170L66 169V170L63 171ZM79 169H81V170H79ZM116 169H117V172H116ZM154 169H155V171H154ZM11 170H10V174H11ZM86 170H88V171H86ZM99 170H100V172H98ZM129 171H130V173H129ZM250 171H248L249 174L253 173L254 177L256 176V174H259V173H260L259 175H263V174H261V172H257L255 170L254 171L257 173L254 175V172L251 171L252 172L251 173ZM24 172L25 171H23V173ZM29 172L32 173V171H29ZM102 172H105V173H102ZM149 172H150V176L148 175ZM152 172H153V174H151ZM155 172H156V174H155ZM13 173L14 172L12 171L11 177H14L15 174L13 175ZM26 173H27V171L25 172V174ZM63 173H65V175ZM132 173L136 174V175L134 176ZM27 174H26V176H27ZM81 174H83V175H81ZM130 174L133 175L134 178ZM230 174L232 176H230ZM235 174H238V176L237 175L235 176ZM259 175H257V176H259ZM0 176H1V174H0ZM41 176H42V179L39 180L38 178H41ZM72 176H73V178H72ZM159 176H161V180L157 178ZM22 177H24V175ZM233 177L236 179V181H235V179L233 180ZM29 178H30V175H29ZM71 178L74 180H71ZM76 178H78V177H76ZM96 178H98V177H96ZM25 179L26 180L25 181L23 180V183H21V184L19 181V184L21 186L24 185V188L25 187L27 188V187H29L27 184L30 182H29V180L27 181V177ZM133 179H134V181H133ZM146 179H147V182H146ZM204 179L206 180V182ZM211 179H212V181H215V182H212ZM237 179H238V181H237ZM240 179H241V181L239 182ZM125 180H127V181L125 182ZM63 181L66 182V184L63 183ZM70 181H71V183H70ZM144 181H145V183L143 185L142 182H144ZM201 181H204V184L206 183L205 185L207 188L205 187V185ZM45 182H47V183H45ZM107 182H109V183H107ZM226 182H228V183H226ZM250 182H251V180H250ZM160 183L162 184V186H160ZM211 183L213 185H211ZM220 183H223L224 185L222 184L223 186H221ZM251 183L253 184V181ZM33 184H35V183L33 182ZM25 185H27V186H25ZM127 185H128V183H127ZM130 185H128L129 189L126 187V185L123 186L124 190L122 189V186H121L120 189L122 190V194H123V191H125L126 189H128V190H126L127 192L130 189H131L130 191H132V187H130ZM210 185L211 186L215 185L216 186V187L214 186L215 189L218 187L217 190L213 191L216 194V195L214 194L215 196L213 198H212L213 192L211 190H213L214 187L211 188L210 191H208L209 188L211 187ZM113 186H109V187L111 189H113L112 188ZM56 187H57V184H56ZM102 187H105V186H102ZM116 187H118V186H116ZM257 187L258 186L255 187L256 190L258 189ZM262 187H263V185L261 186V188ZM108 188H106V189H108ZM255 189H254V192L256 191ZM200 190H201V193H200ZM206 190H207V192H206ZM260 190L261 189L259 188L258 192ZM126 191H125V193L128 194ZM251 191H252V189H251ZM1 192H2V190H1ZM204 192H205V194H204L205 196L208 195V193H210V194L205 197L202 194ZM262 192L264 193V190L260 191L259 196L260 197L262 196L261 200L264 201V199H263L264 195H262L263 194ZM1 194H3V193H1ZM1 194H0V200H2V199L4 200V197ZM160 194H159V196L161 197ZM211 194H212V196L210 198ZM247 194H249V193L247 192ZM247 194L245 193L244 196H247ZM30 196H32V195H30ZM67 196H68V194H67ZM159 196L155 195V197H157L158 199H161ZM63 197H64V199H63ZM118 197H120V196H118ZM248 197L250 198L249 195H248ZM260 197H258L259 200H260ZM59 198H60V200H59ZM243 198H244L243 201L244 200H248V201L252 200L251 198L250 199H245V197H243ZM51 199H49V200L52 201ZM112 199H114V198H112ZM55 200L58 201V206L56 204L57 201L55 202ZM109 200H111V198H109ZM256 200L258 201V199H256ZM261 200H260V202H261ZM100 201H102V199ZM100 201L98 200V204L103 205L104 201H102V202H100ZM205 201H203V202H205ZM216 201H218V200H216ZM61 203H63V204H61ZM243 203L246 204L247 202L246 203L243 202ZM258 204H259V202H258ZM22 205H23V207L21 209ZM46 205L48 208L46 207ZM256 205L257 204H255V206ZM3 206H5V209L3 208ZM12 206L14 207V209ZM49 206H50V208H49ZM28 207H30V206H28ZM31 207H33V205H31ZM62 207H64V209ZM11 208H12V210H11ZM42 208L44 210H42ZM7 209L9 210V212L7 211ZM30 209H32V208H30ZM48 209H49V211H48ZM50 211H51V213H50ZM101 211H99V212H101ZM4 212H7V214L5 213L6 214L5 217L3 215ZM11 212L12 213L14 212V214H12ZM102 213H104V212L102 211ZM102 213H97L95 215V217H97V218H95V219H92V217H93L92 215H91V217H89L90 215L89 216L87 215L84 218L82 216L81 217L82 219L80 217L79 218H77V217L76 218H72V217L68 218L67 217L69 219L67 221V222H69V224L66 221L65 222L67 224H64V222H63L62 224H64L63 225L64 230L62 229V231L67 232L68 230L66 231V229L69 228V231H70V230L76 229L77 227H78V229H81V227L92 224L89 221H92V222L94 221V223H96V224L98 223V225L102 224L100 227H104V228L99 227V230L102 231L103 229L107 228L106 223H109V220L102 218V216L100 215ZM8 214H10V215L8 216ZM31 214L29 216L33 217ZM48 215H49V217H48ZM6 216H7V220H6ZM10 216L12 219H15V222H13V220L11 218L9 219ZM86 217H89V218H86ZM27 219L28 220L30 219V220L27 221ZM33 219H35V218H33ZM99 221H101V223ZM104 221H105V223H104ZM11 222H13V224ZM34 222H38V221H34ZM87 222H89V223L86 225ZM14 223L16 225H14ZM22 224L23 225L26 224L25 226H27V227L29 226V228H28L29 231L27 229H24L25 226H23ZM59 225L61 226V224H59ZM67 225H69V226H67ZM65 227H67V228H65ZM71 227L72 228L74 227V228L71 229ZM30 228H32V229H30ZM61 228L59 229V231L61 230ZM11 230H12V232H11ZM62 231H61V233H62ZM101 231H99V232L101 233ZM10 232H11V234H10ZM57 233H59V232H57ZM11 235H13V236H11ZM37 235H38V237H37ZM16 236H18V238L20 237L21 240L17 239ZM10 237H13V238L10 239ZM14 237H15V239H14ZM54 237H57V236L54 235ZM12 239H14V240H12ZM16 239L18 240V243L21 244L20 246L18 245ZM8 240H10V243ZM41 242H43V240H41ZM38 244H40V245H38ZM10 245H12V248L10 247ZM17 246H19V247H17ZM39 246H41V247H39ZM92 247L95 250L92 249ZM92 247L90 246L89 249H87L88 250V252H86L87 255L88 254L92 255V254H94V252L96 254H98L97 252L100 253L101 250L104 253V248L103 247L101 248V245L99 246L100 248H98V249H96L93 245H92ZM39 248L42 250H40ZM7 249L8 250L10 249L11 251L10 250L8 251ZM179 250L180 249L178 248V251ZM5 252L9 253V254H11L10 252H12V255L8 254L9 256L7 254H5L11 260L13 259L12 261L8 257L4 256L3 253H5ZM131 253H130V255H131ZM83 254H85V253L83 252ZM100 254L101 255H96L97 258L94 257L95 256V254H94L93 257L96 259H93V261H94V263L96 262L95 264H97V261H98V264L99 263L101 264L103 262V259H102L103 257H101V256H104V255L102 254V252ZM14 255L16 256V258L14 257ZM62 257H63V255H62ZM7 259H9L8 260L9 263L8 262L5 263V260L7 261ZM54 260H55V262H54ZM2 261H3V263H2ZM51 261H53V262H51ZM68 261H69V259H68ZM91 261H92V259L90 260V262ZM148 261L146 259L143 261V263H147ZM70 262L71 261L67 262L66 264H69ZM90 262H88L87 264H93L92 262L91 263ZM182 262H183V260H182ZM137 263L138 262L135 260L131 262V264H137Z\"/></svg>","mask_w":264,"mask_h":264}]
</instances>
